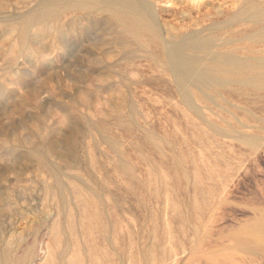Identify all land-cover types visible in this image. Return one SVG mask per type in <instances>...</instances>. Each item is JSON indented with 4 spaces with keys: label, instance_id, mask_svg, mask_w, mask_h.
Instances as JSON below:
<instances>
[{
    "label": "rangeland",
    "instance_id": "obj_1",
    "mask_svg": "<svg viewBox=\"0 0 264 264\" xmlns=\"http://www.w3.org/2000/svg\"><path fill=\"white\" fill-rule=\"evenodd\" d=\"M239 1L134 0L139 41L100 0H0V264H264V84L156 56Z\"/></svg>",
    "mask_w": 264,
    "mask_h": 264
},
{
    "label": "bare ground",
    "instance_id": "obj_2",
    "mask_svg": "<svg viewBox=\"0 0 264 264\" xmlns=\"http://www.w3.org/2000/svg\"><path fill=\"white\" fill-rule=\"evenodd\" d=\"M82 3L86 5L88 0ZM232 6L228 20L224 21L225 27L231 25L233 29L230 36L216 42L215 36L199 37L192 32L189 40L170 49H158L156 56L163 66L174 71L177 84H187L194 75V82L201 84H264V0H240ZM100 7L110 12L108 18L113 24L119 25L117 36L130 35L140 41L157 35L154 24L134 0H100ZM216 44L218 47L212 50ZM255 227L258 230L251 238L256 239L264 235V222Z\"/></svg>",
    "mask_w": 264,
    "mask_h": 264
}]
</instances>
